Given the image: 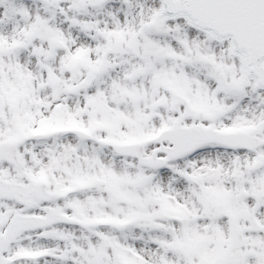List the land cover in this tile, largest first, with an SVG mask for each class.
<instances>
[{"label": "snow or ice", "instance_id": "6c2138e0", "mask_svg": "<svg viewBox=\"0 0 264 264\" xmlns=\"http://www.w3.org/2000/svg\"><path fill=\"white\" fill-rule=\"evenodd\" d=\"M0 264H264V0H0Z\"/></svg>", "mask_w": 264, "mask_h": 264}]
</instances>
